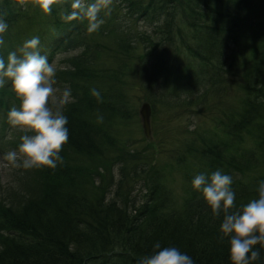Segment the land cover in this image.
Instances as JSON below:
<instances>
[{
    "label": "trees",
    "instance_id": "1",
    "mask_svg": "<svg viewBox=\"0 0 264 264\" xmlns=\"http://www.w3.org/2000/svg\"><path fill=\"white\" fill-rule=\"evenodd\" d=\"M261 3L264 8V0H114L111 15L117 22L127 27L129 18L150 26L147 33L121 31L117 45L130 56L140 44L136 66L146 72L149 88L166 109L178 100H206L219 88L222 107L210 115L208 127L180 139L181 152L160 165L151 141L154 156L147 155L146 147L118 143L114 126L137 113L125 81L114 72L77 76L79 89L71 92L63 110L69 132L60 153L63 163L24 173L25 184L11 193L0 189V264H139L157 242L162 248L177 247L195 264H230L228 241L219 239L222 218L212 215L191 181L220 169L233 179L237 207L258 197L264 181V29L255 34L246 16L260 19ZM70 4L61 0L45 15L35 0H0L8 26L22 25L15 46L0 47V56L6 59L34 36L48 60L70 48L74 35L82 33V22L87 24L55 15L70 11ZM109 16L101 13L104 23ZM244 37L249 54L236 64L239 94L226 101L225 57L230 45ZM174 59L185 61L181 70ZM93 88L103 103L91 95ZM97 114L103 123L96 122ZM139 155L147 161H136ZM172 171L182 173L178 197L172 191ZM260 254L254 264H264V248Z\"/></svg>",
    "mask_w": 264,
    "mask_h": 264
},
{
    "label": "clouds",
    "instance_id": "2",
    "mask_svg": "<svg viewBox=\"0 0 264 264\" xmlns=\"http://www.w3.org/2000/svg\"><path fill=\"white\" fill-rule=\"evenodd\" d=\"M61 0H35V6L45 14ZM114 0H71L70 11L63 15L67 22L86 20L89 34L99 30L104 20L101 13L111 15ZM8 23L0 13V46ZM40 39L34 36L26 40L18 51L0 56V88L10 82L11 90L19 101L13 105L7 120L11 127L20 130L18 147L8 151L0 167L15 169H55L63 163L60 153L69 140L66 125L68 118L64 107L71 100V89L62 91L57 84V67L39 52ZM91 95L103 103L101 92L91 89ZM97 123H103V115L97 114ZM233 179L217 169L210 175L200 173L191 181L192 189L199 192L214 217L222 218L219 239L228 241L230 264H254L261 258L264 248V181H260L258 197L237 207L232 190ZM259 246V247H257ZM139 264H195L193 258L175 246H153L151 254L141 258Z\"/></svg>",
    "mask_w": 264,
    "mask_h": 264
},
{
    "label": "rangeland",
    "instance_id": "3",
    "mask_svg": "<svg viewBox=\"0 0 264 264\" xmlns=\"http://www.w3.org/2000/svg\"><path fill=\"white\" fill-rule=\"evenodd\" d=\"M255 3L258 4V0H255ZM259 14L262 15L260 19H257V15L254 14H250L249 17L251 18L246 16V18H248L246 25L256 30L254 31L255 34L261 32L259 30L264 29L263 7L262 10L259 11ZM55 15L63 18L59 12L55 13ZM117 20L116 17L110 15L107 17V22L103 23L98 31L91 34L87 32V24L82 22V33L80 36L74 35L71 47L54 53L49 59V62L54 63L57 67V84L55 87L59 88L61 91L65 87H68L71 89V92H75L79 89L81 84V81L76 78L79 75L87 74L93 76L96 71L101 75H105L104 73H116L117 76H120V78L125 81L126 86L124 90L130 105L137 111L141 103L147 102L150 108V138L145 140L141 129L140 116L136 113L135 116L130 117L127 121L114 126L118 136V143L120 145H125L124 148H128V146L132 149H142L146 147V150L149 151L147 154L149 156H152V153L154 156L155 153L153 151L156 149L159 164L162 165L167 159L181 152L182 143L179 140L184 137V141L189 139V131L195 128L199 131L200 128L210 125V115L213 114L216 108L222 107L221 102H219L221 88L216 89L206 100L200 101V99H195L193 102L188 99L185 101L178 100L172 104L169 103L171 107L166 109L163 104L164 102L160 101L161 97L154 95L149 88L150 81L146 72H139L136 66L135 58L141 51L140 44L137 43L135 45L130 56L122 52L121 47L117 45V36L121 34V31H127L128 29L132 34L147 33L146 30H150L149 24L146 22H133L129 18H126L125 23L127 27L123 25L121 21H118L122 24V28H118L116 27L118 23ZM255 23L257 24L255 25ZM19 24L14 27H12V25L10 26L11 28L8 26V30L4 35L5 44L0 47L9 46V48H11L15 46L13 43H16L22 31V25ZM44 29L52 31V28L47 24H44ZM247 35H249L248 30L245 32V36ZM246 39L247 38L244 37L239 39L237 44H231L228 50L229 52L227 51L228 54L225 57L227 71L224 73L223 79V97L226 101H230L231 98L236 97L238 92L237 83L239 84L240 78L238 77L236 64L240 60L241 55L248 56L249 54L248 43L245 45L243 44L248 42L245 41ZM252 39L253 37L249 39V41ZM125 41L129 43L128 38H126ZM182 50L181 48L180 51ZM174 63L176 64L177 70H181L185 61H181L180 59L177 61L174 59ZM104 68L107 69L105 70ZM108 68L110 71H107ZM118 70H121L123 73H119ZM153 90L155 93L158 92V89L155 87H153ZM0 97H2V100H0V164H2L3 156L8 151L17 148L20 142V136L24 133L11 127L7 120L9 109L13 105L18 106L19 104V101L11 90L10 82L6 83L3 88H0ZM146 98L152 100L153 103L151 104ZM198 101L200 102L197 103ZM182 104L186 106H180ZM149 141L153 143V151L148 144ZM135 160L138 162L147 161L144 155H139ZM34 170L37 169L24 170L22 168L0 167V189H8L9 193L16 188L19 189L22 184H25V178L23 177L24 173L28 174ZM135 175H140V172L137 171ZM181 175L182 173L178 171H172L170 175L171 184L175 188V190L172 188V191L176 197L182 192V189H180L182 183L179 179ZM2 202H4L3 199Z\"/></svg>",
    "mask_w": 264,
    "mask_h": 264
},
{
    "label": "water",
    "instance_id": "4",
    "mask_svg": "<svg viewBox=\"0 0 264 264\" xmlns=\"http://www.w3.org/2000/svg\"><path fill=\"white\" fill-rule=\"evenodd\" d=\"M138 114L140 116L141 129L146 139L150 138V127H149V115L150 108L147 102H143L139 105Z\"/></svg>",
    "mask_w": 264,
    "mask_h": 264
}]
</instances>
